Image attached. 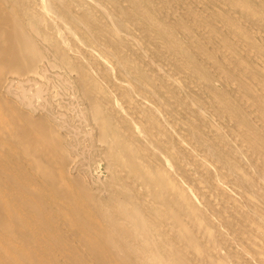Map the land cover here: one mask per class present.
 Instances as JSON below:
<instances>
[{
  "label": "bare ground",
  "instance_id": "bare-ground-1",
  "mask_svg": "<svg viewBox=\"0 0 264 264\" xmlns=\"http://www.w3.org/2000/svg\"><path fill=\"white\" fill-rule=\"evenodd\" d=\"M0 264H264V0H0Z\"/></svg>",
  "mask_w": 264,
  "mask_h": 264
}]
</instances>
